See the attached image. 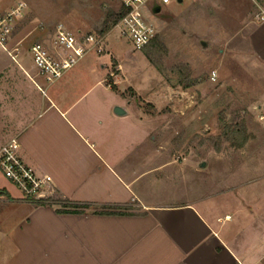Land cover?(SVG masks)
<instances>
[{
	"label": "crops",
	"instance_id": "0c3cea01",
	"mask_svg": "<svg viewBox=\"0 0 264 264\" xmlns=\"http://www.w3.org/2000/svg\"><path fill=\"white\" fill-rule=\"evenodd\" d=\"M19 1L0 0V16ZM31 20L0 42V148L17 136L21 158L53 184L29 201L0 170V264H264V207L165 192L182 176L148 143L150 101L119 90L108 54L48 80L31 47L53 38ZM228 43L246 73L239 52L257 65L249 75L264 114V20L253 4Z\"/></svg>",
	"mask_w": 264,
	"mask_h": 264
},
{
	"label": "rangeland",
	"instance_id": "374dc122",
	"mask_svg": "<svg viewBox=\"0 0 264 264\" xmlns=\"http://www.w3.org/2000/svg\"><path fill=\"white\" fill-rule=\"evenodd\" d=\"M20 3L24 6L11 21L9 36L24 27L20 20L27 16L31 27L45 30L43 36L54 38L58 26L77 38L91 32L107 35L105 51L93 53L110 56L111 81L121 92L137 103L150 101H142L151 117L148 143L160 146L182 176L165 192H223L245 207H264V119L254 104L251 78L256 64L239 52L238 61L250 76L228 49V37L241 27L249 5L259 15L264 0H172L155 17L158 33L142 49L114 24L106 27L118 0H21L5 14Z\"/></svg>",
	"mask_w": 264,
	"mask_h": 264
},
{
	"label": "built area",
	"instance_id": "2783aa9c",
	"mask_svg": "<svg viewBox=\"0 0 264 264\" xmlns=\"http://www.w3.org/2000/svg\"><path fill=\"white\" fill-rule=\"evenodd\" d=\"M171 1L118 0L119 8L116 12L120 17L114 24V28L118 29L122 36L129 37L137 49H142L157 35L155 17L163 11V6ZM23 6L24 4L20 3L16 9L0 16V42L2 44L11 32L13 17L20 12ZM157 7L160 8L159 12H155ZM258 16L264 20V13ZM106 36L104 33L91 32L77 38L71 31L58 26L52 39V47L43 42L33 44L31 50L34 62L48 80H54L89 53L105 51ZM212 78L215 79V73ZM260 118L264 119V114H261ZM19 150L20 142L17 136L11 138L0 148V170L19 188L24 199L39 200L43 190L53 184V178L48 174L41 175L35 171L21 158Z\"/></svg>",
	"mask_w": 264,
	"mask_h": 264
},
{
	"label": "trees",
	"instance_id": "16d2710c",
	"mask_svg": "<svg viewBox=\"0 0 264 264\" xmlns=\"http://www.w3.org/2000/svg\"><path fill=\"white\" fill-rule=\"evenodd\" d=\"M109 18L108 20H106V27L108 29V27L111 26V24H115L117 22V20L119 19L120 15L116 12V11H113L111 13H109ZM241 131V130H239ZM243 134H244V139L247 138V132H246V129H243Z\"/></svg>",
	"mask_w": 264,
	"mask_h": 264
},
{
	"label": "water",
	"instance_id": "95a60500",
	"mask_svg": "<svg viewBox=\"0 0 264 264\" xmlns=\"http://www.w3.org/2000/svg\"><path fill=\"white\" fill-rule=\"evenodd\" d=\"M181 1L182 0H179V2H181ZM159 11H160L159 7L155 8V12H159ZM203 44H205V43L203 42ZM114 112L117 115H125L127 113V111L121 106H115ZM200 166H202V167L205 166V162H201Z\"/></svg>",
	"mask_w": 264,
	"mask_h": 264
}]
</instances>
